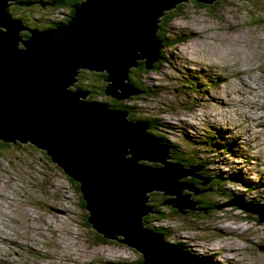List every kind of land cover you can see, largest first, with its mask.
<instances>
[{
  "label": "rangeland",
  "instance_id": "obj_1",
  "mask_svg": "<svg viewBox=\"0 0 264 264\" xmlns=\"http://www.w3.org/2000/svg\"><path fill=\"white\" fill-rule=\"evenodd\" d=\"M40 11L34 17L44 27L62 14ZM175 12L167 30L183 42L165 48L168 61L145 77L151 93L135 103L136 118L150 120V131L177 147L174 155L198 153V174L218 189L213 204L242 200L263 213L264 140L254 138L264 137V0H219L205 7L188 0ZM212 136L218 138L215 149L205 143ZM232 144L242 157L231 155ZM228 145L230 152H222ZM81 199L45 152L30 144L0 148V264L137 262L141 254L115 240L97 244L96 235L103 234L84 224L89 210ZM226 207L174 217L161 206L162 213L147 222L185 251L214 256L208 264H264V222Z\"/></svg>",
  "mask_w": 264,
  "mask_h": 264
},
{
  "label": "water",
  "instance_id": "obj_2",
  "mask_svg": "<svg viewBox=\"0 0 264 264\" xmlns=\"http://www.w3.org/2000/svg\"><path fill=\"white\" fill-rule=\"evenodd\" d=\"M187 1L85 0L55 29L30 28L9 11L14 3L35 2L0 0V141L45 151L81 184L92 228L140 253L138 264H208L207 257L192 256L147 227L146 217L156 213L149 194L163 191V206L172 205L181 215L185 210L208 214L193 199L203 191L183 179L197 178L205 186L211 178L198 174L200 166L174 162L171 148L151 133L148 121L131 120L130 111L89 99L91 92L78 87L79 74L107 72L104 92L117 101L145 94L131 72L140 62L152 71L162 60V18ZM217 1L195 0L205 6ZM37 3L58 5L57 0ZM26 30L31 35L24 38ZM226 206L264 222L250 203L231 200L215 209Z\"/></svg>",
  "mask_w": 264,
  "mask_h": 264
},
{
  "label": "trees",
  "instance_id": "obj_3",
  "mask_svg": "<svg viewBox=\"0 0 264 264\" xmlns=\"http://www.w3.org/2000/svg\"><path fill=\"white\" fill-rule=\"evenodd\" d=\"M57 1H58V7L57 8H60V7L69 8L71 10V14L70 15H73L74 14V10L71 9V7L73 5H77L78 3L82 2V1H85V0H57ZM200 5L202 7H205V5H203V4H200ZM181 7H182V4L180 6H178L176 9L181 11ZM45 9H47V8H45ZM45 9H43V10H45ZM176 9L166 12L164 14L163 18H162V22H161V25H160L161 28H160V31H159L158 35H159L160 39L164 41V49L165 48H169V47H173L174 45H177L178 43L183 42V40H180V39H177V38H172L171 30H169V29L167 30L168 24L170 22L174 21L178 17V13L175 12ZM9 11H10V9H9ZM66 20H68V19H66ZM26 32L29 34L27 36L31 35L29 31L26 30ZM164 49L162 51V60L158 64H156V66H155L153 71L147 70L146 66H145V63L144 62H140L139 67L133 69L132 72H131V80H132L133 84L135 86H137L140 90H142V92H145L146 94H150L151 91H150V89H148V87L144 83L145 77H147L152 72H155V73L160 72L161 69H162L163 64L166 61H168L164 57V54H163ZM108 77H109V74L107 72H105V73H92V72H89V71H82L81 74L79 75L80 85H81L80 87L91 92L90 99L93 98L95 101L96 100H101L103 103H106L110 107H113V108H116V109L124 108V109H126V110L131 112V115L129 116V118L131 120H132V117L136 118L138 116L139 110H138V106L135 103L133 105H129L127 102L117 101V100L113 99L112 97L107 96L105 94L104 88L107 85V83L105 82V79H107ZM184 84L186 85V87H188L190 89L194 88V84H192L190 82H185ZM199 86H200V84H199ZM141 95H143V94H140V95L136 96V98H133L132 101L137 102L138 100L141 99ZM134 120H138V119H134ZM148 121H149L150 124H152V122L150 120H148ZM153 134H155V133H153ZM155 135L159 136L163 140L164 144L167 143L169 145V147L172 150V155H174L173 152L176 150L177 147L171 145L170 142H168L162 135H159V134H155ZM212 138L213 139H211V137H208V139H210V141L207 140L205 143L208 144L211 149H215L216 145L218 146V138L214 137V136H212ZM6 146L7 145H5L4 143L0 142V148L6 147ZM232 147H233V153H231V155L236 156V157H242L240 152L235 150V144H232ZM194 148H196V147L194 146ZM199 149H201V148H198V149L196 148V152L200 151ZM230 149H231L230 145L221 148L222 152H225V151H229L230 152ZM204 151L205 152H209L208 150H204ZM197 154L198 153H192L189 157H181L179 154H177V155H174L175 157L173 156V161L174 162H181L186 167L195 166L194 163H196L195 159L197 157ZM244 159H247V158H244ZM248 163H250V162H248ZM142 164L149 165L148 162H146V163L142 162ZM152 166H157V165L153 164ZM201 167H202V165H201ZM203 172H204V174H207V173H205L206 171L203 170ZM235 176L239 177L238 174H236ZM190 180L192 181V179H186V180H183V181L188 182ZM69 181L71 182L72 186L74 187L76 193L79 195L80 194L79 191L81 189V184L78 181H75L73 178H71ZM199 184H200V182H199ZM248 185L251 187V189L254 190V188L252 187L251 184H248ZM245 192H249V190L247 189ZM186 193H188V192H186ZM155 196H156V192H153V193L149 194V197H150L149 205H152V206L154 205V200L153 199H154ZM79 197H82L81 194L79 195ZM193 199L196 200L195 197H193ZM165 200L166 199L164 197L163 201H165ZM163 201H161L160 205L162 204ZM80 202L83 204V205H80V206L83 208V210H85L87 202L84 200V198L81 199ZM211 204H213V203L211 202ZM215 207H216V204H214V208ZM155 211H156L155 214H158V215L160 213H162L160 211V207L156 208ZM175 213L177 214V212H175ZM248 215H246V216H248ZM189 216H194V215H189ZM90 217H91V212L89 211L88 214H87V219L90 218ZM147 219H148V217L146 218V224L148 226L152 225V223H148L147 222ZM84 224L86 226L92 228V224L90 223V221L87 220V223H84ZM155 229L158 230V231H161V229H159V228H155ZM166 235H170V234L169 233L168 234L165 233V236ZM96 236L98 238V243L97 244H99V245L107 243V241H113L111 238H106L105 237V239H104L103 235H102L103 237L100 236V235H96ZM119 238L123 239V237H119ZM115 241L118 242L117 239H115ZM180 245H182V244H180ZM213 257L214 256H209L208 257L210 263H213L212 262L213 261L212 260ZM142 261H143L142 257H140V259L137 262H133V264H138V263H140ZM106 264H110V263L106 262ZM214 264H216V263H214Z\"/></svg>",
  "mask_w": 264,
  "mask_h": 264
},
{
  "label": "flooded vegetation",
  "instance_id": "obj_4",
  "mask_svg": "<svg viewBox=\"0 0 264 264\" xmlns=\"http://www.w3.org/2000/svg\"><path fill=\"white\" fill-rule=\"evenodd\" d=\"M24 1H31V2H35V3L33 5H31V6L20 5V4H13L10 7V11L12 12V14H13V16L15 18H21V19H23L24 22L26 23V25H28V26H30L32 28H39L36 25V21L33 19V14L35 12H37V11H39V10L42 9V6L39 3H37V1H39V0H16V2H24ZM42 1H51V0H42ZM47 9H53V7L48 6ZM22 35H23L24 38H26V36L29 35V34L26 31H24V32H22ZM121 109H123V108H121ZM188 146L191 149L196 150V148H193L194 146H191V145H188ZM179 154H180L181 157H189L191 155V154H187L184 151L180 152ZM197 158H198V155H197L196 159ZM196 163H199V162L196 161ZM197 165L201 167L200 164H197ZM208 178H210V177H208ZM186 179H192V181L190 180V181H188V183L195 184L201 191H203L201 194L194 195L193 196L196 199L195 201H197V202L200 203L199 207L208 208V213L213 212L215 210V208H214V204H211V200H212V198L215 195H217L218 189L215 188L214 186H209V184L203 186L202 185V181L199 180V179H197V178L189 177V178H185L183 180H186ZM199 182H200V184H199ZM215 182L218 183V180L215 179ZM156 194L159 195V198L157 200L153 199L154 200V207H155V209L161 207L160 203H161V201L164 200V197H165V199L167 198L165 195H163V193L161 194L160 192H156ZM168 207H169V211H170L169 213L172 216H174V217L175 216H179V217L180 216L181 217L186 216L187 217L189 215H193V214L194 215H200V214L203 213V212H200V211L185 210L186 214L183 216L180 213H178V210L175 209L174 207H172V206H168ZM175 212H177L178 215ZM154 215L157 216L158 214H154ZM191 254L193 256H199L198 254H194V253H191ZM202 256H205V255H202Z\"/></svg>",
  "mask_w": 264,
  "mask_h": 264
},
{
  "label": "clouds",
  "instance_id": "obj_5",
  "mask_svg": "<svg viewBox=\"0 0 264 264\" xmlns=\"http://www.w3.org/2000/svg\"><path fill=\"white\" fill-rule=\"evenodd\" d=\"M14 4H16V3H14ZM42 6V5H41ZM48 7V5L47 6H45V7H43L42 6V10L40 11V12H45V11H48V9H45V8H47ZM58 7V5L56 6V7H54L52 10H58V11H62V14H61V16L60 17H58V18H55V19H53L52 20V22L47 26V27H45V28H53L57 23H60V22H67L69 19H68V16H70V14H67V13H65V7H60V8H57ZM43 9H45V10H43ZM11 12V11H10ZM68 12V11H67ZM36 13V12H35ZM34 13V14H35ZM11 14H12V12H11ZM34 14H33V19L36 21V25L39 27V28H44V26H40L39 25V20L37 19V18H35L34 17ZM13 15V14H12ZM42 15V14H41ZM64 15V16H63ZM14 17V16H13ZM15 18V17H14ZM19 19H21V18H19ZM66 19H68V20H66ZM23 20V19H22ZM24 21V20H23ZM25 23V22H24ZM25 25H26V23H25ZM26 26H28V25H26ZM28 27H30V26H28ZM31 28V27H30ZM81 74V73H80ZM79 74V75H80ZM80 79V78H79ZM81 85H80V80H79V83H78V87L79 88H81L80 87ZM82 89H84V88H82ZM85 90V89H84ZM89 99H90V97H89ZM92 101H95V100H92ZM96 101H98V102H102L101 100H96ZM0 142H2V143H4L5 145H8V144H12V145H14L15 146V144H13V143H5L4 141H0ZM18 144H24V143H21V142H18ZM17 144V145H18ZM27 144H30V143H27ZM31 146H33L34 148H36L37 150H40V151H42V152H45V151H43V150H41V149H39V148H37L36 146H34V145H32V144H30ZM49 157V156H48ZM51 159V158H50ZM52 160V159H51ZM54 163V162H53ZM55 164V163H54ZM55 165H57V164H55ZM58 166V165H57ZM59 167V166H58ZM60 168V167H59ZM61 169V168H60ZM62 170V169H61ZM63 171V170H62ZM64 172V171H63ZM65 173V172H64ZM65 175H66V173H65ZM67 176V175H66ZM68 178H69V180L71 179L69 176H68ZM80 192V191H79ZM80 194H81V192H80ZM79 194V195H80ZM82 196V195H81ZM154 206V205H153ZM155 208V207H154ZM156 210V209H155ZM152 214H150L149 216H151ZM148 216V217H149ZM147 218V217H146ZM94 230V229H93ZM95 231V230H94ZM96 232V231H95ZM97 233V232H96ZM119 243V242H118Z\"/></svg>",
  "mask_w": 264,
  "mask_h": 264
},
{
  "label": "bare ground",
  "instance_id": "obj_6",
  "mask_svg": "<svg viewBox=\"0 0 264 264\" xmlns=\"http://www.w3.org/2000/svg\"><path fill=\"white\" fill-rule=\"evenodd\" d=\"M55 29H57L56 27H54ZM262 136H264V135H262ZM258 140H264V137H257L256 138V136H255V138H254V141L256 142V141H258ZM264 147V146H263ZM194 148V147H193ZM263 151V150H262ZM171 152H172V150H171ZM255 186H257V184L255 185ZM255 189V188H254ZM163 194H164V191L162 192ZM167 206H172V205H167ZM173 207V206H172ZM260 208H261V206H259ZM263 213H264V211H263ZM193 256V255H192Z\"/></svg>",
  "mask_w": 264,
  "mask_h": 264
},
{
  "label": "built area",
  "instance_id": "obj_7",
  "mask_svg": "<svg viewBox=\"0 0 264 264\" xmlns=\"http://www.w3.org/2000/svg\"><path fill=\"white\" fill-rule=\"evenodd\" d=\"M63 16H64V15H63ZM134 103H136V102H134V101H132V100L128 102L129 105H133Z\"/></svg>",
  "mask_w": 264,
  "mask_h": 264
}]
</instances>
